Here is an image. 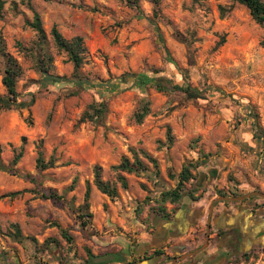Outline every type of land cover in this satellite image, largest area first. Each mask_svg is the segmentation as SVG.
<instances>
[{"label":"rangeland","instance_id":"obj_1","mask_svg":"<svg viewBox=\"0 0 264 264\" xmlns=\"http://www.w3.org/2000/svg\"><path fill=\"white\" fill-rule=\"evenodd\" d=\"M4 1L0 38L6 53L22 67L17 90L20 100L28 106L0 111L1 162L6 168L0 170V231L6 233L17 223L26 235L36 238L40 244L48 238H56L66 251L69 244L52 224L61 222L65 227L68 225L66 229L74 243L70 248V262L64 264H79L78 260L87 258L88 251L96 256L94 251L100 250H96L89 240L92 236L104 235L106 230L101 233L92 225H81L78 208L83 202V190L77 189L74 199L70 194L69 204L44 200L36 192L42 188H55L60 192L71 184L75 176L81 181L93 179L95 164L89 160L88 152L80 149L75 153L70 149L71 137L82 131L83 124H78V120L89 105L105 102L108 106L105 128L89 123L90 128H104L106 136L107 124H115L117 130L120 127L116 133H126L137 149H145L159 160L163 184L146 176H132L129 192H123L127 205L121 198L112 201L118 208L117 216L127 224L131 220L128 214L132 212L135 220L137 211H144L152 203L146 199L159 197L163 188L173 189L175 182L168 173L179 174L184 164L197 161L200 147L204 152H213L207 164L218 153L216 151L221 150L219 144H202V137H194L189 143L179 145L175 142L170 149L163 147L166 141L161 142L160 139L166 137L165 119L176 110L203 108L205 115L216 116L215 120L220 124L227 120L219 110L218 104L221 103L235 107L237 112L230 120L233 125H239L246 116L253 118L254 115H259L261 123L260 109H264V28L234 0H161L158 16L155 14L158 8L149 0H140L138 9L130 8L120 0H33L48 34L56 20L64 24L68 16L73 17L88 49L85 64L80 70L81 77L75 79L74 65L66 53H58L52 48L55 60L52 74L67 78L53 84L38 71L36 57L31 54L37 35L27 27L26 20L33 18L32 12L20 7V14L15 15L10 10V3L14 0ZM5 64V58L0 55L1 95L6 94L2 84ZM160 70L168 71L174 79L178 77V85L200 91L202 101H208L207 104L190 100L182 92H168L167 89L159 92L154 71ZM174 79L171 80L175 83ZM145 101L151 103V114L142 125H136L131 122V116ZM161 115L165 117L158 118ZM144 127L146 131L138 132ZM195 139L198 142L191 143ZM38 144L45 147L47 161L51 154L56 157L61 153L63 162L38 172ZM21 146L24 147L23 157L13 167L15 151L19 152ZM61 149L64 150L61 152ZM68 153L79 158L74 159ZM112 163L111 160L103 162L106 166L103 174L105 179L115 182ZM26 175H31L35 182L26 179ZM228 178L234 182L233 176ZM19 191L24 193L14 198L9 196ZM183 200L191 203L188 196ZM99 204L93 210L95 220L103 224L111 221L112 205ZM131 205L132 210L128 211ZM113 229L112 235L124 232L114 223ZM17 247L21 254H13L10 261L0 259V264H36V261L57 264L47 251L43 254V250H37L38 259L35 260L34 248ZM96 261H106V257L97 256ZM234 263L264 264V254L245 263Z\"/></svg>","mask_w":264,"mask_h":264},{"label":"crops","instance_id":"obj_2","mask_svg":"<svg viewBox=\"0 0 264 264\" xmlns=\"http://www.w3.org/2000/svg\"><path fill=\"white\" fill-rule=\"evenodd\" d=\"M55 23L67 40L82 36L73 17L68 16L64 24H60L58 20ZM159 76L174 79L168 74V71ZM174 80L175 84H180L178 77ZM197 101H200L201 104L208 102L202 101V99ZM218 105H220L219 110L223 112L222 116L227 118L220 124L215 120L216 116L209 113L205 115L203 108L199 110L195 107L178 109L172 116L165 119V134H167V129L171 128L174 144L175 142L177 145L183 142L189 143L194 137H198L197 139L202 137L201 143L206 146L216 144L221 146V150L216 151L218 153L206 166L198 170L197 175L196 172H193L196 180L187 185V189L198 188L200 191L196 197L201 195V199L193 201L185 194L191 203H185L184 196L179 205L167 204L169 217L153 212L151 208L156 204L152 202L153 204H148L144 211H137L138 217L135 220L132 212L128 214L131 220L127 224L126 220L117 216L118 208L114 206L110 198L93 185V179L81 181L78 176H75L71 184L60 192L51 188L59 195H64L67 201L75 198L74 194L77 189L83 190V202L81 203L83 204L86 182L91 183L90 212L93 214V219L86 227L92 225V227L100 229L101 233L104 229L106 230L104 235L92 236L89 240L96 250H100L94 251L96 256H105L106 261L123 258L133 264H235L236 261L245 263L243 259L246 255L250 257L249 261H251L256 256L264 254V196L254 194L257 192L264 195V109H260L262 130L258 134L254 118L246 116L239 125H233L234 122L230 120L237 112L235 107L232 105L223 106L221 103ZM163 117L165 116L161 115L158 118ZM88 124H83L82 131L71 137L70 149L75 153L80 149L87 151L89 160H92L94 166H101L103 172L106 167L103 162L111 160L113 162L111 166L118 165L122 157L131 158L130 148L137 149L136 144H133V139L126 133H116L120 129L119 127L117 130V125L109 122L105 136V126L95 130ZM146 130L144 127L138 132ZM160 140L165 142L166 137ZM197 142L195 139L191 143ZM67 148L69 149V146ZM43 149L45 153V147ZM63 150L61 149V152ZM200 150L203 151V148L200 147L197 150L198 156H200ZM145 151L157 159L152 153ZM204 153L213 152L205 151ZM68 154L72 155L74 159L79 158L76 154ZM61 156V153L56 156V165L63 162ZM157 161L159 163L158 159ZM229 175L234 177V182L229 181ZM132 176L134 175L127 176L128 190H122L118 185L119 198L125 205H127V197L123 192H129L130 177ZM75 178H77V183L74 191H68ZM160 181L163 184L162 172ZM174 182L175 185L172 188L176 187L177 182ZM233 188L236 190L234 191ZM163 190L165 189L163 188L160 192ZM222 191L227 194L221 196L220 193H224ZM234 193H238V195ZM70 194H72L71 199L68 197ZM247 195L251 196L244 200H232ZM99 202L112 205V220L105 221L104 224L95 220L93 213V210L99 207ZM127 210L131 211L132 205ZM59 223L64 229L68 228V225L65 227L61 222ZM113 223L122 227L124 232L112 235L111 232H115ZM14 224L19 225L23 236H29L23 232L20 224ZM17 246L23 248V245L19 243L0 237L1 249L10 253L7 261L13 258V254H21L17 250ZM158 250L162 251V254L154 255ZM114 264H118V262Z\"/></svg>","mask_w":264,"mask_h":264},{"label":"trees","instance_id":"obj_3","mask_svg":"<svg viewBox=\"0 0 264 264\" xmlns=\"http://www.w3.org/2000/svg\"><path fill=\"white\" fill-rule=\"evenodd\" d=\"M126 3L130 8L138 9L140 7V0H120ZM236 3L244 6L250 13L252 19L264 28V0H234ZM156 8L155 14L158 16L159 6L161 0H149ZM6 1L0 0V18L5 7ZM20 7H25L30 10L33 14L31 20H26V25L31 30H33L37 35V42L34 49H32L31 54L36 57L37 69L38 71L52 84L59 83L67 80L66 77L57 76L52 74L54 69V55L52 54V48H54L58 53H66L68 60L73 63L74 71L73 78L79 79L81 77L80 70L85 64L86 55L88 49L85 45V40L81 36H77L71 40H67L63 34L60 32L58 27L54 25L48 34L44 28L43 20L40 13L34 8L33 0H14L10 3V10L15 15H19ZM225 42V40H223ZM0 55L6 60L2 84L6 90L5 95L0 94V111H8L13 109H25L28 105L25 101L20 100V93L17 90L18 82L22 76L23 70L19 62L10 54L6 53L4 43L0 38ZM157 78V88L159 92L167 91H177L182 92L190 100L202 99V93L197 90H193L191 87H183L181 85L175 84L171 79L164 76H159L164 73L162 70L154 71ZM168 86V87H167ZM167 87V88H166ZM108 114V106L105 102L93 103L88 106L81 117L78 120V124L90 123L97 126H105V119ZM151 114V103L150 101H145L143 104L133 113L131 116V122L136 125H142L145 119ZM254 122L261 132V126L259 121V115H254ZM174 145V136L172 135L171 128L167 129L166 142L163 143V147L170 149ZM131 158L122 157L121 162L118 165L111 166V171L114 173L115 182L106 180L103 174V168L99 165L93 168V185L102 194L108 196L111 201L119 199V188L120 185L122 190L129 189V181L127 176H146L149 180L156 179L161 180V170L157 159L152 157L148 152L143 149H129ZM24 147L21 146L18 151H15V158L12 161V166H17L23 157ZM2 148L0 146V170L4 171L6 168L1 162ZM211 153H204L200 150V157L197 161H190L184 164L181 172L179 174H174L169 172V178L176 181V187L169 190L161 191L159 197L153 199H146L147 202H154L155 207L151 210L159 215L169 217L167 213V204L179 205L182 202L184 196L188 195L193 201H199L201 195L196 197V194L200 191L198 188L187 189V185L192 181L196 180V176L193 172H197L200 168L207 165V160L211 157ZM56 157L53 155L47 161L44 157V149L42 144H38V158L36 163V169L38 172H44L56 166ZM26 179L35 182V179L31 175H26ZM77 183V178L74 179L72 185L68 188V191H74ZM24 191L10 193L9 196L14 198L21 195ZM39 198L44 200H52L56 204H69L64 195H59L53 189H41L36 192ZM186 194V195H185ZM224 196L223 193H220ZM90 197H91V183L86 182V192L84 197V203L78 208L79 218L83 227L90 224L93 219V215L90 213ZM53 227H56L62 238L69 244L68 250L60 245L56 238H48L42 244L34 237H25L19 225H12L11 229L3 233L0 231L1 238H8L14 243H19L27 249L34 248V259L37 260V252L43 250V254L47 251L50 259L57 264H64L65 262H70V248L73 247L74 239L69 235L68 230L64 229L59 223H53ZM25 249V250H26ZM38 250V251H37ZM28 251V250H27ZM162 251H155L154 255H161ZM9 251L1 249L0 247V259L7 261L9 259ZM75 254L73 255V257ZM97 256L93 255L88 251L87 258L80 259L79 264H114L115 262L121 264H133L127 262L123 258L114 261H95ZM245 262H248L250 257L246 255ZM40 261L41 258H39ZM74 261V259H72ZM71 260V262H72ZM7 264V263H6ZM36 264H41L36 261Z\"/></svg>","mask_w":264,"mask_h":264},{"label":"water","instance_id":"obj_4","mask_svg":"<svg viewBox=\"0 0 264 264\" xmlns=\"http://www.w3.org/2000/svg\"><path fill=\"white\" fill-rule=\"evenodd\" d=\"M255 195H259V196H264L260 193H254ZM251 195H247L246 197H242V198H233L232 200H244L245 198H249ZM224 199V198H223Z\"/></svg>","mask_w":264,"mask_h":264},{"label":"built area","instance_id":"obj_5","mask_svg":"<svg viewBox=\"0 0 264 264\" xmlns=\"http://www.w3.org/2000/svg\"><path fill=\"white\" fill-rule=\"evenodd\" d=\"M119 264V263H118Z\"/></svg>","mask_w":264,"mask_h":264}]
</instances>
